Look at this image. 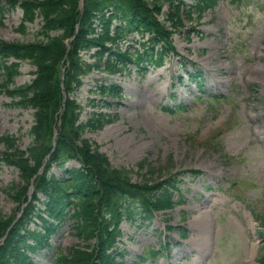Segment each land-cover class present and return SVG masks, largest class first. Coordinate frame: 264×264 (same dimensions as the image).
<instances>
[{"label":"rangeland","instance_id":"obj_1","mask_svg":"<svg viewBox=\"0 0 264 264\" xmlns=\"http://www.w3.org/2000/svg\"><path fill=\"white\" fill-rule=\"evenodd\" d=\"M0 1L3 5L6 0ZM183 9L178 13L182 25L172 37L178 56L143 72L131 65L122 76L91 72L83 78L74 93L84 106L79 121L85 123L92 113L112 119L100 128H87L83 137L113 167L128 170L132 182L154 184L180 173L173 200L182 204L158 213L150 223L120 224L117 246L125 254L123 264H134L151 248L165 245L164 257L143 264H258L264 249V225L254 219L258 214L264 222V0H218L198 20ZM167 12L165 5L158 19L170 26ZM2 13L1 41L40 39L42 18L37 13L23 28L22 10L6 6ZM84 59L90 60L88 53ZM192 69L201 76L187 82ZM34 72L33 65L21 63L14 86L29 83ZM103 83L120 87V97H102L97 88ZM212 95L218 97L212 100ZM10 101L0 95V139L13 136L17 147L25 149L33 142L34 111L12 108ZM173 105L180 108L166 110ZM5 149L0 140V154ZM189 170L202 174L192 177ZM52 172L61 175L59 169ZM24 184L15 168L0 165V219L12 215L16 204L10 195ZM70 227L66 222L51 239V246L63 253L85 244ZM53 253L41 251L36 264H55Z\"/></svg>","mask_w":264,"mask_h":264},{"label":"trees","instance_id":"obj_2","mask_svg":"<svg viewBox=\"0 0 264 264\" xmlns=\"http://www.w3.org/2000/svg\"><path fill=\"white\" fill-rule=\"evenodd\" d=\"M216 2L194 0L186 9L187 16L196 13L198 20ZM7 4L23 11L22 28L25 22H33L35 13L42 18V25L37 34L40 39L34 42L0 40V94L11 99L13 108L34 110L30 129L33 142L20 149L13 136L1 137L6 149L0 162L15 167L25 183L10 195L18 207L26 201L32 177H35L32 200H38L35 195L39 193L44 200L42 210L32 201L25 207L0 246V264H31L27 252L47 244L56 231V225L48 224L40 215L60 223L67 207L73 208L69 216L74 221L76 237L86 245L72 247L67 255L59 254L57 263L121 264L107 254L110 249H117L116 240L121 235L119 224L122 220H134L140 214L143 215L140 219L149 220L155 212L172 209L176 203L172 192L177 189L178 179L175 174L154 184L132 182L128 170L113 167L96 144L83 137L87 128H100L112 119L102 113H92L89 120L80 123L83 106L73 94L83 85L82 78L92 70L117 74L126 69V64L139 65L144 59L161 65L165 56L175 51L172 37L182 25L178 13L182 6L185 11V3L182 0H83L81 6V0H7ZM165 5L170 26L158 19ZM130 33L146 40L140 44L143 53L120 50V42ZM156 46L158 49L154 52ZM93 49L91 57L95 61L88 63L81 54ZM105 54L107 57L102 61ZM25 61L35 67V77L25 85L14 86L20 64ZM98 89L102 96H119L120 92L113 85L103 84ZM47 156L44 170L38 174ZM69 161H76L79 166L64 169ZM143 165L140 162L137 168L140 170ZM52 166L63 169L60 177L50 173ZM190 173L198 174V171ZM34 216L39 218L43 230L28 229ZM14 219L11 216L0 219V237ZM93 238L96 242L91 244ZM29 240L34 245L27 244Z\"/></svg>","mask_w":264,"mask_h":264},{"label":"bare ground","instance_id":"obj_3","mask_svg":"<svg viewBox=\"0 0 264 264\" xmlns=\"http://www.w3.org/2000/svg\"><path fill=\"white\" fill-rule=\"evenodd\" d=\"M194 263H197V259L195 260V262Z\"/></svg>","mask_w":264,"mask_h":264}]
</instances>
